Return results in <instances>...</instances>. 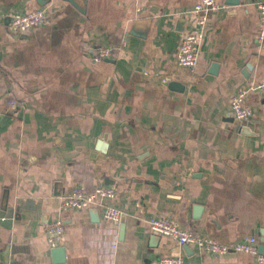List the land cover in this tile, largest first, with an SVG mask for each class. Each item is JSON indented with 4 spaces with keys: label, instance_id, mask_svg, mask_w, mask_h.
Returning a JSON list of instances; mask_svg holds the SVG:
<instances>
[{
    "label": "crops",
    "instance_id": "obj_1",
    "mask_svg": "<svg viewBox=\"0 0 264 264\" xmlns=\"http://www.w3.org/2000/svg\"><path fill=\"white\" fill-rule=\"evenodd\" d=\"M198 1L86 0L81 13L67 0H0V202L7 192L13 203L0 219V264H257L180 247L149 226L163 216L223 244L255 236L259 251L264 235V94H247L248 121L228 106L238 88L264 80V0H216L190 74L176 55ZM38 8L44 26L10 31L11 16ZM134 23L145 37L130 34ZM101 46L117 50L93 63ZM98 185L114 187L120 224L100 208L58 211L72 187ZM56 219L62 263L45 233Z\"/></svg>",
    "mask_w": 264,
    "mask_h": 264
},
{
    "label": "built area",
    "instance_id": "obj_2",
    "mask_svg": "<svg viewBox=\"0 0 264 264\" xmlns=\"http://www.w3.org/2000/svg\"><path fill=\"white\" fill-rule=\"evenodd\" d=\"M219 5L216 0H199L190 12L192 30L188 31L181 40L176 55L178 67L187 70L190 74L195 72L200 44L204 37L210 13L217 10ZM259 19L257 26V41L264 43V4L258 6ZM46 10L38 8L24 14L10 17V31L16 34H28L32 30L46 24ZM117 48L99 47L91 57L93 63L112 58ZM250 92L264 94V80L249 87L238 88L228 99V106L234 118L240 122L248 121L252 115L251 108L246 104V96ZM8 105L14 109L16 102L10 100ZM116 196L112 186L98 185L89 193L82 186H74L61 198L58 211L67 212L72 210H83L88 208H100L103 219L118 225L122 221L123 213L108 204ZM151 232L156 236L172 239L178 246H195L202 252L212 256L224 255L230 251L245 253L254 257L257 264H264V253L258 250V240L255 236L243 238L234 244H223L211 237H199L188 229L182 228L178 223L168 217L152 218L149 221ZM47 243L50 247H57L64 234V225L61 219H56L45 224ZM158 264H183V259L176 257H163Z\"/></svg>",
    "mask_w": 264,
    "mask_h": 264
},
{
    "label": "water",
    "instance_id": "obj_3",
    "mask_svg": "<svg viewBox=\"0 0 264 264\" xmlns=\"http://www.w3.org/2000/svg\"><path fill=\"white\" fill-rule=\"evenodd\" d=\"M72 6H74L79 12L84 13L85 12V6H86V0H67ZM225 3L230 5V6H236L239 4V0H225ZM130 34L132 35H136L139 37H145L146 35V31L145 28L144 29H139L137 23H134V25L132 26V29L130 31ZM253 64H254V58L250 61V63H248V65L246 66L245 70L243 71V74L245 77H248L249 73L251 72V70L253 69ZM168 86L176 91H181L182 89V85L178 84L177 82H170L168 84ZM99 146L101 147H106L105 144L103 145L102 142L98 143ZM12 198L11 196L9 197L8 193L5 192L4 196L0 202V219H10L13 210H12ZM92 216L94 217V220L98 221V210L97 209H92L91 211ZM124 230V225L121 226V233ZM264 234V232H263ZM158 236H156L157 238ZM262 244L260 246V253L263 254L264 253V235L262 237L261 240ZM52 255L59 257L58 258V263H62L63 261V257L65 255L64 249L61 247H56L52 249ZM152 264H158L157 262H154Z\"/></svg>",
    "mask_w": 264,
    "mask_h": 264
}]
</instances>
